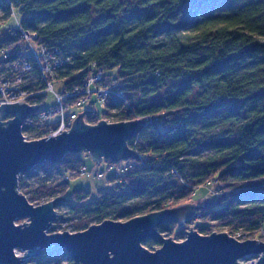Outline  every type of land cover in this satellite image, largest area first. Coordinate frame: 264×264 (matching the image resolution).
I'll list each match as a JSON object with an SVG mask.
<instances>
[{
  "label": "trees",
  "instance_id": "16d2710c",
  "mask_svg": "<svg viewBox=\"0 0 264 264\" xmlns=\"http://www.w3.org/2000/svg\"><path fill=\"white\" fill-rule=\"evenodd\" d=\"M0 12L2 25L16 12L20 17L18 29L0 33V74L11 73L14 61L33 62L22 31L36 34L38 44L70 59L58 71V84L60 94L73 95L65 101L71 111L91 73L103 70L118 88L102 121L143 122L128 142L140 159L111 175L114 187L91 202L89 193L76 192L58 208L81 222L75 232L190 203L214 181L216 206L197 216L207 225H190L203 235L217 231L244 240L250 233L264 241V0H0ZM32 81L30 90L42 92L33 99L40 111L46 86L36 66ZM39 111L25 121L24 132L49 133ZM85 121L95 125L101 116L86 110ZM83 168L77 154L68 153L59 164L22 174L19 189L42 175L31 198L38 205L52 201L54 192L63 198ZM188 229L170 224L158 231L179 241ZM143 245L154 250L162 244ZM30 263L78 264L60 248Z\"/></svg>",
  "mask_w": 264,
  "mask_h": 264
},
{
  "label": "water",
  "instance_id": "95a60500",
  "mask_svg": "<svg viewBox=\"0 0 264 264\" xmlns=\"http://www.w3.org/2000/svg\"><path fill=\"white\" fill-rule=\"evenodd\" d=\"M38 111L39 107L24 102L0 107V264H23L25 257L17 256V250L31 260L52 248L63 249L78 264H243V259L252 256H260L259 264H264V242L258 240L240 241L228 233L204 236L190 228L186 240L177 242L158 231L170 224L185 227L199 211L212 203L215 207L210 199L205 206L187 203L127 222L108 220L79 233L49 234L58 220V208L69 201L57 198L31 204L19 191L20 176L46 162L59 164L68 153L88 151L99 166L105 160L113 164L139 160L128 142L139 135L143 122L91 125L85 121V112L69 132L27 141L24 123ZM22 219L30 223L16 225ZM147 240L162 246L152 252L143 245Z\"/></svg>",
  "mask_w": 264,
  "mask_h": 264
},
{
  "label": "built area",
  "instance_id": "2783aa9c",
  "mask_svg": "<svg viewBox=\"0 0 264 264\" xmlns=\"http://www.w3.org/2000/svg\"><path fill=\"white\" fill-rule=\"evenodd\" d=\"M22 33L27 44L28 54L32 55L33 62L19 63L14 61L11 65V73L8 75L0 74V107L4 103L12 105L19 102H24L31 107H38L33 102V99L41 95L42 92L36 93L30 90V86L33 85V69L36 66L42 82L46 86L45 93H53L56 99L55 106L50 108L43 107L38 113L39 121L45 125H51L49 133L45 137H56L65 131L69 132L79 114L71 111L65 102L73 95L60 94L56 91V85L58 84V71L66 67L70 63V59L65 58L58 50H51L44 45L38 44V36L36 34H28L23 31ZM5 58L7 57L5 56ZM117 88V81L107 79L103 70H94L86 83L85 97L78 100L74 107L83 108L86 103L92 100L95 94L98 95L105 106L112 90ZM118 95L122 97L123 93L119 91ZM146 120L147 122L149 121L148 119ZM53 124L57 126L54 128ZM122 170L114 168L113 165L109 166V173H112V175L120 176L123 174ZM83 173H87L85 168H83ZM105 176L106 172L103 171L95 175L97 179H104ZM207 187L210 188L211 186L207 184ZM237 236L238 238L241 237V235Z\"/></svg>",
  "mask_w": 264,
  "mask_h": 264
},
{
  "label": "rangeland",
  "instance_id": "374dc122",
  "mask_svg": "<svg viewBox=\"0 0 264 264\" xmlns=\"http://www.w3.org/2000/svg\"><path fill=\"white\" fill-rule=\"evenodd\" d=\"M1 19H2V12H0V21H1ZM19 22H20V17L18 15V13L16 12V14L12 17V19L7 21L5 24L2 25L0 23V33L3 30H16V29H18L19 28ZM25 43H26V41H25ZM62 88H63L62 85H60V84L56 85V91L57 92L60 93L62 91ZM55 105H56V99H55L54 94L47 92L44 108H50V107H53ZM86 110L89 112L90 111L97 112L101 116L100 122H102L104 105L101 102V100L97 94H95L92 97V100L90 102L86 103V105L83 108H77L75 111L80 115V114L85 113ZM5 121H8V119ZM103 121H107L108 123H112V122H110V120H106V119H104ZM23 134H24L25 139L27 141L40 140V139L46 138L45 136L47 135V134H45V136H44L43 134H39V132H37V131L24 132V130H23ZM204 155H206V154H204ZM77 157L79 160L82 161V165L86 169L87 173H83L80 176L69 180L68 186L64 192L63 198H65L68 201L73 200L75 193L82 191V192H85V193L87 192L90 194L87 202L97 201L100 197L101 191L109 190L112 187H114V184H110L108 182V179L112 175V173H109V166L107 163H105L106 160L103 162L102 165L99 166L97 164V162L91 157V154L88 151L78 153ZM130 162H131V160L121 161L119 163L112 164V165L114 166V168L120 170V169H125L127 167V164H129ZM102 171L106 172L105 178L104 179H97L95 177V175L98 172H102ZM42 177L43 176L41 175V176H38L35 178L26 179L22 189H19L20 193L23 194L24 196H26V198L29 200V202L31 204L36 205V206L38 205V203H37L38 201L36 202V200L32 199L30 195L34 191H36V189L40 186L41 181H42ZM207 184L211 187L209 188L206 185V186L199 188L196 191V193L191 197L190 203L196 204L199 206H205V203H207V199H210V200L216 202L215 199H216V196L218 194V192L216 193V191H217L216 188H218V185L214 181L208 182ZM59 195H60L59 192H54L50 197H52V196L55 197V198H53V200H54L57 198H61ZM213 206H214L213 203L210 204V207H213ZM215 206H216V203H215ZM59 213H60V217H58L57 222L49 229L48 233L49 234H61V233H66V232L77 233V232H75L76 228L82 226L81 222L78 220H74V219L71 220V217H69V216H64L65 209L59 210ZM59 213H58V215H59ZM120 222H122V221H120ZM191 222L192 221H190L186 225L188 226V228L193 227L192 230H196L195 225H190ZM194 222L196 223V226H202V225L206 226L207 225L204 221L197 219V218L194 219ZM29 223H30L29 219H22V220H18L16 222V225H24V224H29ZM190 231H191L190 229L186 230L187 233ZM214 233L219 234V232H217V231H215ZM214 233L212 231L208 235H204V236H210ZM165 234H162V236L164 238H172L170 236H165ZM257 235L258 234L253 235V234L249 233L247 237L244 236V237H246V238H244V240H240V241L258 240V241L264 242L262 240H259L257 238ZM186 238H187V234L185 235L183 240L177 241L176 239H174V238L173 239L177 242H183L186 240ZM234 238L238 239V236H235ZM151 242H154V241L151 240ZM161 246L162 245H154V250H150V251L155 252L156 250L160 249ZM25 253L26 252H24L22 250H17L16 255L21 257V258L25 257L23 264H31L30 260L28 258H26L27 254L25 255ZM55 259L56 258L50 257L49 261H54ZM259 260H260V256H252V257H247V258L243 259L241 262L243 264H259Z\"/></svg>",
  "mask_w": 264,
  "mask_h": 264
},
{
  "label": "crops",
  "instance_id": "0c3cea01",
  "mask_svg": "<svg viewBox=\"0 0 264 264\" xmlns=\"http://www.w3.org/2000/svg\"><path fill=\"white\" fill-rule=\"evenodd\" d=\"M45 105V104H44Z\"/></svg>",
  "mask_w": 264,
  "mask_h": 264
}]
</instances>
